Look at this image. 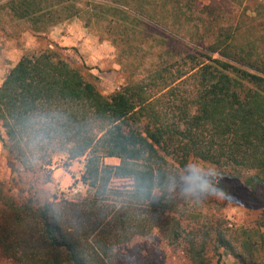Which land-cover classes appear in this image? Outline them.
Wrapping results in <instances>:
<instances>
[{
	"label": "trees",
	"instance_id": "1",
	"mask_svg": "<svg viewBox=\"0 0 264 264\" xmlns=\"http://www.w3.org/2000/svg\"><path fill=\"white\" fill-rule=\"evenodd\" d=\"M194 1L0 0L35 34L77 19L116 47L127 73L105 95L85 64L47 47L5 74L0 142L18 170L36 173L60 154L83 158L87 188L74 201L40 203L0 187L9 264H115L119 247L154 232L182 244L191 264H264V206L253 225L229 227L216 198L190 197L185 210L175 194L191 158L264 192V33L250 39L240 25L198 18L204 31L190 34Z\"/></svg>",
	"mask_w": 264,
	"mask_h": 264
},
{
	"label": "rangeland",
	"instance_id": "2",
	"mask_svg": "<svg viewBox=\"0 0 264 264\" xmlns=\"http://www.w3.org/2000/svg\"><path fill=\"white\" fill-rule=\"evenodd\" d=\"M260 2L264 0H195L194 26L189 29V33L193 34L197 29L202 33L204 31L202 22L198 23L197 20L209 18L213 21L219 19V23L240 25L241 32L249 30L247 34L250 39L258 38L264 33L263 11L262 9L259 11L261 15L252 14L251 11ZM167 33L170 34L168 30ZM178 37L188 43L182 35ZM214 37L211 33L206 35L204 45L211 42ZM47 47L61 49L60 52L74 64H85L90 80L95 82L105 95L119 89L125 83L127 73L124 71V59L119 57L116 47L108 41L99 40L95 33L84 28L82 22L73 19L57 25L46 33L35 34L25 21L15 20L7 14L5 8L0 7V82L4 77L3 73H7L22 55L37 53ZM167 47L165 45L161 50H167ZM0 148L4 152L0 155V187L4 194L12 196L17 201L32 197L40 203L57 202L64 200L65 197L74 201L86 195L87 188L81 181L84 170L83 158L68 161L64 154L54 156L50 165L56 166L57 175L47 166L36 173H25L18 170L1 142ZM104 162L118 164L119 161L105 159ZM222 179L224 178L220 176L218 182L227 189L225 196L209 197L216 198L215 214L225 216L229 227L253 225L257 214L264 206V192L260 189L249 190L239 180ZM70 185L80 187L78 195L72 196L67 193V190L71 189ZM175 189V194L183 203L185 210L188 206L193 207V200L182 195L183 186L178 185ZM204 200L202 202L205 203ZM205 208L203 206L200 209ZM114 260L115 264H191L182 244H169L156 232L119 247ZM224 262L232 264L233 259L225 257ZM0 264L9 262L0 256Z\"/></svg>",
	"mask_w": 264,
	"mask_h": 264
},
{
	"label": "clouds",
	"instance_id": "3",
	"mask_svg": "<svg viewBox=\"0 0 264 264\" xmlns=\"http://www.w3.org/2000/svg\"><path fill=\"white\" fill-rule=\"evenodd\" d=\"M221 169L198 158H191L183 169L181 179L184 182L182 195L197 199L225 196L227 189L218 181ZM174 190V189H173Z\"/></svg>",
	"mask_w": 264,
	"mask_h": 264
},
{
	"label": "built area",
	"instance_id": "4",
	"mask_svg": "<svg viewBox=\"0 0 264 264\" xmlns=\"http://www.w3.org/2000/svg\"><path fill=\"white\" fill-rule=\"evenodd\" d=\"M47 167H49V169H51V170H53V171H55L56 170V166L54 165H48ZM71 186V185H70ZM79 192H80V187L78 186V185H75V186H71V189L70 190H67V193H69L70 195H78L79 194ZM64 200H66V201H70L69 199H68V197H65V198H63Z\"/></svg>",
	"mask_w": 264,
	"mask_h": 264
},
{
	"label": "crops",
	"instance_id": "5",
	"mask_svg": "<svg viewBox=\"0 0 264 264\" xmlns=\"http://www.w3.org/2000/svg\"><path fill=\"white\" fill-rule=\"evenodd\" d=\"M14 65H12L10 68H12ZM5 74L6 73H3V76H5ZM4 78V77H3ZM3 80V79H2ZM2 80H1V82H2ZM1 82H0V84H1ZM2 153H4L3 152V150L0 148V155L2 154ZM4 156H6L5 154H3ZM4 159H5V157H4ZM59 170V169H58ZM56 172H58L57 170H55V173L54 174H56ZM57 175V174H56Z\"/></svg>",
	"mask_w": 264,
	"mask_h": 264
}]
</instances>
